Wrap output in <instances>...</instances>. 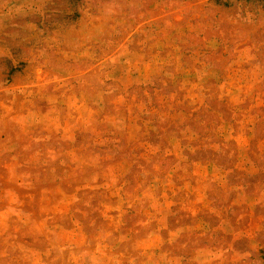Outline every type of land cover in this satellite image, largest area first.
I'll return each instance as SVG.
<instances>
[{"label": "rangeland", "instance_id": "obj_1", "mask_svg": "<svg viewBox=\"0 0 264 264\" xmlns=\"http://www.w3.org/2000/svg\"><path fill=\"white\" fill-rule=\"evenodd\" d=\"M0 264H264V0H0Z\"/></svg>", "mask_w": 264, "mask_h": 264}]
</instances>
